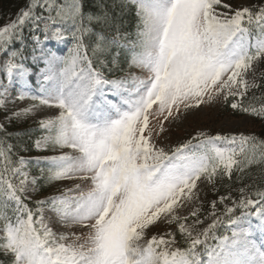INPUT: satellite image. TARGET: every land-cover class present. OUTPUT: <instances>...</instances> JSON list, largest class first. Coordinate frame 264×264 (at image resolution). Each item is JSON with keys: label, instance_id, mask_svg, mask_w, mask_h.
Returning <instances> with one entry per match:
<instances>
[{"label": "snow or ice", "instance_id": "snow-or-ice-1", "mask_svg": "<svg viewBox=\"0 0 264 264\" xmlns=\"http://www.w3.org/2000/svg\"><path fill=\"white\" fill-rule=\"evenodd\" d=\"M113 7L133 14V31L122 32L103 3L86 11L84 0H26L0 26V264H264V187L255 183L264 184V139L201 131L165 146L177 121L221 97L264 119V70L257 78L255 69L264 61V3L116 0ZM25 28L33 63L43 64L40 92L9 99L33 75ZM115 69L123 74L109 78ZM24 99L33 103L7 110ZM45 109L56 111L37 115ZM32 117L30 149L7 126ZM30 150L51 154H21ZM233 174L253 183L235 189L238 198L223 184L227 193L203 214L200 185L215 193ZM40 181L70 186L33 199ZM225 221L231 235H217Z\"/></svg>", "mask_w": 264, "mask_h": 264}, {"label": "rangeland", "instance_id": "rangeland-1", "mask_svg": "<svg viewBox=\"0 0 264 264\" xmlns=\"http://www.w3.org/2000/svg\"><path fill=\"white\" fill-rule=\"evenodd\" d=\"M226 2L230 3L233 8H237V7H242V6H252V5H258L256 4V0H226ZM261 4V3H259ZM52 45L49 44V47H51ZM31 62L33 65L37 66V68L39 67L38 65L33 63V59H31ZM41 67H43V64H40ZM40 67V68H41ZM38 68V73H39V69ZM255 69H256V75L257 78H259V74H260V65L259 63L255 65ZM37 73V74H38ZM37 77V81L41 83V79H38V75ZM40 83H39V88L36 89L37 92H34L32 95H37L40 92ZM20 91H27L28 90H23L22 88H20V83H17L14 87H12L10 89V97L9 99H11L12 97L16 96V94ZM33 101L31 99H24V100H15L14 103H9L7 105V110L13 111L16 109H20V108H24L27 107L28 105L32 104ZM223 104V98L221 97L220 100H218L217 102H215L213 105L208 106V105H204L202 106L200 109L193 111L191 114L187 115L186 117H184L181 121H177L176 124H174L171 128V130L167 133L168 136V140H167V144L165 146H174L176 144H178L179 142H183L185 140H187L188 138L194 136L197 132H207L208 134L211 135H215L217 133L221 134V135H231V134H240V133H249L251 132L249 129L250 126V118L246 115L241 116V117H237L234 118L230 115L228 116H224L222 117V115L219 114V110L220 107ZM55 109H45L44 111H38L37 115H44L45 112H49L50 114H54L55 113ZM5 111H4V116H5ZM4 116L2 118V122L4 121ZM36 117H32L27 119L26 121H35ZM62 186H70V182L64 181V182H60L58 184H55L53 186V188L51 189V191L49 192V195L52 194H58L56 193V189ZM200 188L203 190L200 193V207L202 209L203 205H210V202L213 200H216L217 198L214 197H208L212 187L210 185L206 186L205 184H201ZM46 197V196H45ZM208 197V198H207ZM34 198V197H33ZM220 206L221 210L223 211V205H217V207ZM219 208V207H218ZM211 209H209L210 211ZM208 211V212H209ZM184 215H187V210L184 211L183 213ZM207 214V213H206ZM47 215V213H46ZM191 222V221H189ZM209 221H205L204 225H201V227L206 226L207 223H209ZM57 227V230L60 231H67L71 229H63L61 228L59 225L54 224ZM166 226L161 225L158 228H154L151 230V232L149 233V235H151L152 233H160L165 229ZM174 229V227H172ZM231 235V234H230ZM229 235V236H230ZM253 239L257 242L260 243L262 240V237H260L259 235L255 234L253 236Z\"/></svg>", "mask_w": 264, "mask_h": 264}, {"label": "trees", "instance_id": "trees-1", "mask_svg": "<svg viewBox=\"0 0 264 264\" xmlns=\"http://www.w3.org/2000/svg\"><path fill=\"white\" fill-rule=\"evenodd\" d=\"M116 2V0H84V6L86 11L96 12L97 7L100 3H103L107 6L109 12L112 13L114 17H117L118 23L121 26L122 32H131L134 29L135 25V18L132 13H126L123 16H118V13L120 12V9L118 7H113V4ZM255 3H264V0H256ZM26 4V0H0V26L10 22L12 19H15L17 13L19 10L24 7ZM24 36L27 39L28 47L32 46V41L30 38V34L27 28L24 29ZM28 50V49H27ZM121 64L123 65V58H121ZM264 70V61L260 63V72ZM105 73L108 74V70L105 69ZM123 73L120 71V69H115L111 73L110 76H118L122 75ZM257 95H259V92H257ZM249 96H251V93H249ZM232 103V100L229 99L224 106H222L219 110V114L224 116H232L234 118L241 117L242 115H248L250 117V126L249 129L251 132L249 133H243L245 135L254 134L257 137L264 139V119L257 118L255 116L240 112L239 110H233L230 107V104ZM243 103L247 104L248 101L245 100ZM2 116V111L0 110V117ZM8 131L12 133L13 137H19L20 142L25 143L30 149H31V140H29V130L35 128V126H28L26 124L24 125H17V123L12 122L11 125H8ZM38 133H35V135L32 136V139H35L36 136H38ZM13 142H17L16 140H13ZM22 155H34L35 151L30 150L28 152L21 153ZM252 173H256L257 169L252 168L250 170ZM253 183L252 177L249 176L245 179H243L241 182L236 181V175L233 174L232 180L228 181L227 178L223 182L217 181V192H212L209 197L217 198L219 195L226 194L228 189H226L223 184H229L230 188L233 189L231 192V195L234 198H238V192L235 191V189H238L240 187H244L245 185ZM256 185L259 187H264V184L261 183L259 179L255 181ZM40 184L42 185L41 190L37 193V195L46 194L49 186H43V181H40ZM31 206V205H30ZM219 209L220 206H218ZM210 207L206 204L202 207V213L206 214L209 211ZM222 212V211H221ZM239 213L237 212V215ZM0 260H6L5 257L0 256Z\"/></svg>", "mask_w": 264, "mask_h": 264}]
</instances>
